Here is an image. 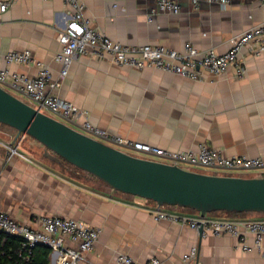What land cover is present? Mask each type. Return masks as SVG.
I'll return each instance as SVG.
<instances>
[{"label":"crops","instance_id":"1","mask_svg":"<svg viewBox=\"0 0 264 264\" xmlns=\"http://www.w3.org/2000/svg\"><path fill=\"white\" fill-rule=\"evenodd\" d=\"M81 1L85 16L98 29L128 46L162 45L183 51L190 44L199 52L213 49L225 54L234 37L264 22L263 0H230L226 6L201 2L197 9L190 0H177L180 14L156 13L152 21L155 0ZM71 15L63 0H20L0 11V72L33 78L39 72L37 63H43L52 73V83H60L48 93L87 111L99 128L130 141L172 152L197 151L206 144L226 157L254 158L264 152V53L242 52L240 60L247 69L243 77L230 67L220 77L199 81L155 68L116 66L105 54L91 51L73 62L62 78L63 67L55 55L59 33ZM25 51L31 52L34 62L6 63L7 53ZM1 86L15 93L9 85ZM83 121L65 122L78 127ZM15 139V130L0 125L1 143ZM19 153L23 157L9 159L0 144V211L30 226L47 215L100 229L97 244L80 264H118L120 253L137 264L155 258L161 264H264V241L258 250L252 235L245 241L231 235L204 236L188 226L157 221L152 201L98 187L83 171L68 174L64 163L47 159L45 147L29 136L22 137ZM164 210L199 215L180 207ZM208 217L264 220L263 213L215 212ZM244 243L252 251H245ZM39 247L36 254L45 248ZM193 247L197 257L185 262L183 256ZM60 257L59 251H49V264H62Z\"/></svg>","mask_w":264,"mask_h":264},{"label":"built area","instance_id":"2","mask_svg":"<svg viewBox=\"0 0 264 264\" xmlns=\"http://www.w3.org/2000/svg\"><path fill=\"white\" fill-rule=\"evenodd\" d=\"M20 0H0V11L6 12L14 3ZM72 9V15L58 36L60 49L55 55L57 62L62 64V78L66 77L70 66L81 56L91 51L100 55H106L112 64L133 69L155 68L160 71L178 75L184 78L205 81L209 77H220L230 67H235L239 77L245 76L247 69L240 60V55L245 49L259 56L264 53V22L256 25L234 37L231 47L225 54H218L210 49L199 52L194 46L187 44L183 51L167 48L162 45L128 46L112 40L101 29H98L91 18L85 16V4L81 0H63ZM264 1V0H263ZM195 9L201 2L216 3L226 6L230 0H190ZM156 8L152 11L149 21L153 20L156 13L180 14L182 7L177 0H155ZM7 64L25 65L34 62L30 51L11 52L5 55ZM38 74L33 78H27L19 74H11L8 70L0 72V86L7 84L17 94L23 96L35 109L52 117L64 121L78 122L84 119L74 129L83 134L114 147L133 157L158 161L177 166L186 170L198 172L201 169L206 174L243 177L244 175H264V152L254 158L251 157H226L218 150L200 145L197 151L188 150L182 152L168 151L147 143L130 141L120 136L111 134L94 125L89 119V113L75 106L57 95L48 93V88H58L60 83H52V73L43 63H37ZM2 87V86H1ZM9 155L21 156L19 147L21 139L14 143H1ZM1 193V190H0ZM166 206H158L151 210L157 221H169L182 226H188L193 230L203 229L204 236L231 235L245 241L247 235L255 239V248L261 249L264 241V220H214L208 216L189 217L168 213ZM36 226L17 223L8 213L0 211V232L13 235L22 239L19 257L29 262L34 251L43 246L51 251L61 253L62 264H80L87 253L92 251L100 238V229L88 224L59 216H40L35 219ZM245 251H252L247 244H242ZM197 247L183 256L188 262L196 258ZM118 264H137L127 254H118ZM144 264H161L158 259H152Z\"/></svg>","mask_w":264,"mask_h":264},{"label":"water","instance_id":"3","mask_svg":"<svg viewBox=\"0 0 264 264\" xmlns=\"http://www.w3.org/2000/svg\"><path fill=\"white\" fill-rule=\"evenodd\" d=\"M0 125L45 147V157L66 162L112 190L198 212L263 213L264 177L213 175L141 159L93 139L32 107L0 86ZM203 234V229L199 230Z\"/></svg>","mask_w":264,"mask_h":264},{"label":"trees","instance_id":"4","mask_svg":"<svg viewBox=\"0 0 264 264\" xmlns=\"http://www.w3.org/2000/svg\"><path fill=\"white\" fill-rule=\"evenodd\" d=\"M62 163L69 165L70 167H72L77 171H81L66 162H62ZM229 214L239 215V213H229ZM21 245H22V239L15 237L13 235L6 234L4 232H0V264H49L48 253L49 251H51L50 249L44 248V250L40 254L35 253L37 250L36 249L34 251L32 260L29 262H25L19 257Z\"/></svg>","mask_w":264,"mask_h":264},{"label":"rangeland","instance_id":"5","mask_svg":"<svg viewBox=\"0 0 264 264\" xmlns=\"http://www.w3.org/2000/svg\"><path fill=\"white\" fill-rule=\"evenodd\" d=\"M10 93H12V94L15 95L16 97L20 98L21 100H23V101H25V102H28L23 96H21V95H19V94H17V93H13V92H10ZM55 118H56V117H55ZM56 119H58V120H60V121H62V122H64V123L67 124V122H65L64 120H62V119H60V118H56ZM39 154H40V155H39L40 157H43L42 153H39ZM64 167H66L68 174H69V173H73L74 171L77 172V170L73 169L72 167H70V166L67 165V164H64ZM195 170H197L198 172H208V171H204V170L196 169V168H195ZM84 173H85V172H84ZM212 174H213V173H212ZM86 175H88L87 177H90L91 180H92L95 184H97L98 187H101V188L106 187L102 182H100V181L97 180L96 178L90 176V175L87 174V173H86ZM218 175H223V174H218ZM241 176H244V177H264V175H261V174H251V176L241 174ZM117 193H119V192H117ZM209 215H210V214H209ZM40 248H41V247H38L37 249H40Z\"/></svg>","mask_w":264,"mask_h":264}]
</instances>
